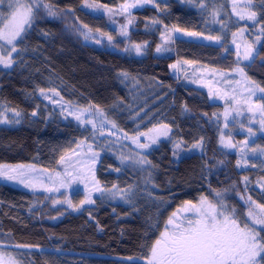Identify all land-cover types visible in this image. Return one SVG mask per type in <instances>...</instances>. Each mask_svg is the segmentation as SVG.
<instances>
[{
	"label": "trees",
	"instance_id": "obj_1",
	"mask_svg": "<svg viewBox=\"0 0 264 264\" xmlns=\"http://www.w3.org/2000/svg\"><path fill=\"white\" fill-rule=\"evenodd\" d=\"M7 1L0 4L3 15L9 10ZM232 1H156L158 7L132 12L129 23L127 15L118 12L127 0H43L55 15H48L41 4L31 27L16 42L12 67L0 64V112L19 113L15 124H0V165H34L47 174L60 171L61 157L65 160L91 134L82 125L64 120L58 107L95 114L99 124L128 140L147 132L164 114L162 124L168 129L166 137L143 155L109 148L98 153L93 183L103 190L126 192L128 203L94 197V203L81 205L82 192L71 196L37 193L0 181V245L13 250L18 264H130L129 257L137 258L136 264H146L172 213L185 201L199 203L201 197L215 203L229 179L255 206L264 205V169L242 166L237 154L226 158L217 154L225 169L220 173L210 158L219 140L205 116L222 113L227 105L192 86L188 77L174 76L167 57L156 55L165 29L180 28V32L173 31L176 37L169 44V55L181 66V75L193 74L191 66L234 73L236 52L231 44L243 25L230 12L234 8L255 11L253 28L260 46L245 72L253 82L249 84L258 85L255 90L264 96L259 91L264 88V0H243L238 5ZM86 3L106 7H86ZM90 8L101 13H92ZM217 11L226 16L215 20ZM226 18L228 28L218 33L214 23ZM153 19L160 23L153 24ZM123 25L128 26L127 36L121 35ZM207 36L222 39L216 43L205 39ZM145 43L140 57L131 52L133 45ZM123 77L134 79L142 88L147 84L158 87L167 100L158 105L159 111L156 107L146 109L140 117L129 115L132 93L122 84ZM150 113L154 117L144 121ZM230 130L233 142L242 143L239 128ZM194 137L202 141V148L190 147ZM176 143H180L179 149H175ZM257 143L264 148V137L258 136ZM144 158L150 163H141ZM224 204L228 210H236L241 226L247 222L236 199ZM258 240L264 243L263 230ZM256 264H264V252Z\"/></svg>",
	"mask_w": 264,
	"mask_h": 264
},
{
	"label": "rangeland",
	"instance_id": "obj_2",
	"mask_svg": "<svg viewBox=\"0 0 264 264\" xmlns=\"http://www.w3.org/2000/svg\"><path fill=\"white\" fill-rule=\"evenodd\" d=\"M162 1V0H156ZM243 0H233L232 2L238 5ZM8 2L5 4V8H8ZM27 3L26 1H24ZM136 0H127L126 3H135ZM151 3H141L138 4L137 7L130 9V13L145 8L152 7ZM90 12L92 13H101L97 11L96 8H90ZM1 12V11H0ZM119 13L125 14L119 8ZM10 13V9L4 14V16H8ZM237 13H244L245 19L241 20ZM230 14L236 20L237 23H241L243 26L241 29H244L243 35L238 34L235 38L236 44L240 45L239 51L241 54L246 50V45L251 44L254 46L255 50L260 46V39L257 40V32L253 28V22L247 19V12L242 9H234L231 10ZM226 14L217 11L215 13V20L225 17ZM228 19L226 18L223 23L215 22L214 25L216 29H218V33H225L228 28ZM0 28H3V24H0ZM27 28V27H26ZM25 28V29H26ZM240 29V31H241ZM23 34V33H22ZM172 38L176 37V34L171 31ZM19 39V38H18ZM17 39V40H18ZM17 42V41H16ZM15 42V43H16ZM171 42H165V40L160 41V45L163 48L169 49V44ZM236 44H231V47L237 53ZM11 50L10 46L6 44L4 41H0V55L7 57L8 52ZM131 52L140 57L141 55H137L135 49L131 47ZM144 53V49H143ZM156 55L167 57V63L170 65H176L175 68H171L172 74L177 78L180 76L188 77V83H190L194 87H198L206 91L209 97L212 100H218L221 104H226L224 107V112L219 114H213L211 116H205L207 126L213 131V134L218 135L219 145L213 146L210 151V158L214 162L215 171H224V165L219 161L220 155L222 158H226L227 155L237 154L241 157L242 166L244 167H254L259 169H264V154H261L260 149H264L260 147L257 143V137H264V129L261 127V121L264 120V115H261V111L259 108V101L257 98L262 97L257 90H255L256 95L252 97L251 103L246 102V98L250 95L248 92L249 88L252 87L247 81L241 78V76L234 72L231 74H224L214 72L208 69H200V68H191L189 71L193 72V74L183 73L181 75V66L174 59L170 58L169 51L156 52ZM237 55L235 60L237 62ZM241 66H247L249 64L248 61L241 60ZM187 69V67H185ZM185 69V70H186ZM193 69V70H192ZM187 75V76H186ZM122 84L126 85L128 89L131 91V101L130 105L127 107L128 114L135 115L136 117H140L145 115L144 113L147 111L146 109H156L159 111L160 107L158 105L163 104L166 99V93L160 94V89L154 85L147 84L144 88L140 87V85L133 79L129 80L125 77L122 78ZM158 95V96H157ZM251 107V111L249 108ZM240 109H244L242 112ZM60 111L61 117L64 120H68L74 122L75 124H79L83 126V129L87 130L91 136L83 143H81L76 150H74L66 159L64 163L60 167V171L54 172L52 174H47L39 170H32L27 172V176L31 178L32 187H25L24 184L19 183L18 181L4 179L0 177V181L4 183H10L16 187L24 188L37 193H46V194H55L59 195L61 193H65L67 196H71L72 193H84L83 199L86 195V185L87 189L91 190L92 198L98 197L103 200L117 202V203H125V200L128 201V194L126 192H122L116 189L111 190H103L99 191L97 189H101L96 186L92 181V168L98 162V153L102 151H106V148L116 150L121 152L122 149L126 151H131L135 154H144L146 150H148L153 144H156L163 138L165 135L161 133L167 131L161 127L163 122L166 120V114L159 116L154 122L152 128H150L147 132L139 135L137 138L140 143L148 145L147 148H140L136 143L133 142L134 139H127L119 135L111 129L103 124H99V120L95 116V114L86 113L82 115V119L85 121H92V123H83L74 118L72 113H80L78 111L69 109L68 107H58ZM227 112V120L225 119V113ZM155 114L150 113L147 114L146 120L148 121L150 118L152 119ZM134 116V117H135ZM17 121V115L13 112H0V124H8L13 125ZM95 124L96 127L93 128L92 124ZM144 124V123H142ZM227 125V127L225 126ZM104 126V127H103ZM239 128V134L243 137L242 142L245 140L249 141V145L247 148H244V151L241 152L239 149L242 146V143L236 145L230 135L232 131L230 128ZM252 129L254 135H249L248 129ZM224 135L225 141L230 139L231 143L236 145L235 148H227L224 147L221 143L220 137ZM229 135V136H226ZM155 138L156 142L152 143V139ZM193 143L190 146L193 148V144L198 142V139L194 137ZM194 149V148H193ZM200 150V149H198ZM169 157L166 156V161H168ZM221 160V159H220ZM135 162H138L137 159ZM67 168V172L70 174H65V169ZM57 173L60 175L57 176ZM215 173V172H213ZM221 173V172H220ZM229 177L228 173L224 174ZM45 188L50 190H45ZM220 196H216L215 204H219L222 200L223 204L226 203L229 199H236L240 205L243 206V211L246 214V220L249 224H252V221L248 217L249 209L251 208L252 212L256 215H264V213L260 212V209L256 208V206L247 198L246 194H243L240 191L238 185L234 184L233 179H229V185L225 187V189L220 190ZM123 197V199H122ZM212 203V202H211ZM68 205V204H67ZM225 205V204H224ZM184 207V206H183ZM181 207L180 209H182ZM231 211V210H229ZM177 212V211H175ZM182 215H190V213H182ZM238 219V218H237ZM239 221V220H238ZM243 226V225H242ZM260 234L261 230L264 231V225H252ZM164 231V230H163ZM160 238V237H159ZM158 238V239H159ZM259 239V236L257 237ZM17 250L18 249H14ZM12 249L0 245V261H3V264H18L16 259L12 256ZM151 253V252H150ZM255 257V264L258 256Z\"/></svg>",
	"mask_w": 264,
	"mask_h": 264
},
{
	"label": "snow or ice",
	"instance_id": "obj_3",
	"mask_svg": "<svg viewBox=\"0 0 264 264\" xmlns=\"http://www.w3.org/2000/svg\"><path fill=\"white\" fill-rule=\"evenodd\" d=\"M4 0H0L2 4ZM183 2V0H182ZM191 2V0H189ZM141 3H151L154 6L156 0H136L135 3H123L120 5L122 12L127 14L129 23L132 22L130 9L135 8ZM43 4V8L48 11V15H55L51 11V7L43 3V0H28L27 3L24 0H9L8 7L10 13L8 16H4L0 12V24H3V28H0V41H4L8 44L11 50L8 52L7 58L0 55V64L5 68H10L13 65L12 53L17 51L16 41L17 39H22V33L25 31L26 27H31L33 20L39 11L40 5ZM86 7H106L104 5H88ZM111 12V9H108ZM235 12V8H234ZM241 20L245 19L244 13H237ZM247 19L256 23V12L251 11L247 14ZM153 24H159L160 21L153 19ZM127 25L121 27V35L127 36ZM171 31L180 32L182 29L173 28L171 30L165 29V33L161 34V39L165 42H172L173 38L171 36ZM262 34H264V28H261ZM244 29H241L240 35H243ZM185 35L195 36L197 33L185 32ZM236 33H233V37ZM87 39L88 36L86 35ZM112 36H108V40L112 41ZM205 39H210L220 43L222 37L207 36ZM260 37H257L259 40ZM98 42V41H97ZM233 44H236V40L233 39ZM145 44H135L132 47L135 49L137 55L143 54V49L146 47ZM237 48V65L234 69L242 79L248 83H253L248 79L245 68L249 67L251 63L255 60L256 52L253 45H246V50L243 54L240 53V45L236 44ZM127 51V49H125ZM171 49L163 48L161 45H157L156 51H170ZM227 52L228 49L225 48ZM248 61L247 66H241L240 61ZM185 63H190L185 61ZM264 66V62H262ZM171 68H175L176 65H170ZM123 75H127L124 73ZM259 87L256 85L254 88H249L248 92L250 95L246 98V102H253L252 97L256 95L255 88ZM44 93V89L40 90ZM54 91V90H53ZM260 92H264V88H259ZM58 95V93H55ZM261 103L259 108L261 115H264V96L257 98ZM251 107L249 111H251ZM19 115V113H16ZM102 114V113H101ZM33 116L36 112L32 113ZM75 119L83 123H92V121H85L82 119L83 111L80 113H72ZM225 119L227 120V112L225 113ZM93 128L96 125L92 124ZM227 127V125H225ZM162 128L168 129L167 125H161ZM261 127L264 129V120L261 121ZM249 135H254L252 129H248ZM162 135H167V131L161 133ZM221 143L224 147L235 148L236 145L232 144L230 139L225 141L224 135L220 137ZM140 148H147L148 145L142 144L138 139L133 140ZM152 143H155V138L152 139ZM249 141L245 140L242 142V146L239 151L243 152L244 148H247ZM180 143L175 144V149L180 148ZM202 148V141L193 144V148ZM261 154H264V149H260ZM175 154V150H174ZM64 157H61V163H63ZM141 163H150L146 158L140 161ZM240 161H237L239 165ZM35 170L34 165H16L15 167L0 165V177L4 179L18 181L24 184L25 187H32L31 178L27 176L28 171ZM119 171V169H117ZM65 174H70L65 169ZM60 174L57 173V176ZM246 179V178H245ZM98 183V182H97ZM86 187V195L84 199L80 202L81 205L92 204L95 201L92 199L91 190ZM115 187V186H114ZM45 190H50L45 188ZM102 191V189H97ZM220 196V193H217ZM123 199V197H122ZM249 199H251L249 197ZM126 203L129 201L125 200ZM69 206H71V201H68ZM252 203H255L253 201ZM260 208V212L264 213V205H256ZM182 213H190V215H182ZM248 217L252 221V224L244 222L243 226L239 223L236 210L232 209L229 211L226 205L223 204L222 200L219 204L209 202L205 197L200 198L199 203H193L191 201H185L184 207L178 209L177 212H173L168 218L165 225V229L160 234V238L155 241L152 245L151 253L146 258V264H255V257L264 252V243L257 239L259 232L252 225H264V215H256L252 212L251 208L248 212ZM17 247H23V245H17ZM130 264H136L137 258L129 257ZM3 264V261H0Z\"/></svg>",
	"mask_w": 264,
	"mask_h": 264
}]
</instances>
